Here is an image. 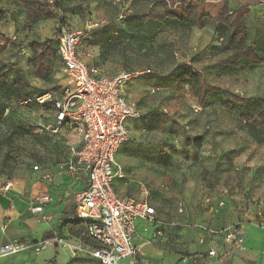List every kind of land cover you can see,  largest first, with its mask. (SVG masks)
<instances>
[{"label":"rangeland","instance_id":"1","mask_svg":"<svg viewBox=\"0 0 264 264\" xmlns=\"http://www.w3.org/2000/svg\"><path fill=\"white\" fill-rule=\"evenodd\" d=\"M70 1L79 4L69 8ZM88 1L57 0V9L51 11L55 20L61 15L72 28H83L88 19L107 18L110 27L84 40L86 45L98 47L94 62L110 74L122 67L141 71L124 86L126 98L136 102L142 115L134 119L127 140L115 154L123 170L115 188L130 198L146 200L155 207L158 219L177 223L152 238L154 225L139 221L136 242L149 241L164 257L147 252V245L139 248L138 257L122 260V264H160L178 257L173 253L183 257L195 254L203 264L212 261L206 257L209 239L204 244L199 242L205 233L197 225L211 226V219L218 217L219 227H211L221 229L237 222L264 227V143L249 132L264 100V0H239L229 5L231 9L252 7L246 15L248 39L238 52L246 62L235 73L223 65L230 54L220 50L227 27L217 22L214 10L199 26L189 28L171 20L159 24L143 18L151 8L162 9L161 0H119V6L113 5V0H99L103 2L100 7ZM199 1L216 5L219 0ZM120 11L125 15L122 22L116 20ZM47 32L44 30L42 37ZM54 33L55 26L43 43L53 44ZM31 58L32 54L27 57L18 51L0 50V66L8 65L7 71L27 82L26 90L8 95L0 81V185L3 181H32L34 170L53 171L62 160L60 145L48 134H34L28 129L30 120L51 122V111L20 105L14 97L24 98L39 89L59 95L71 80L60 73L62 65L56 54L45 62L49 71L45 79L34 76ZM183 64L215 86L202 101L178 76ZM1 75L10 80L5 71ZM149 87L155 91L150 92ZM229 95L249 100L235 102ZM226 102L233 108L228 109ZM195 103L200 104V111L192 109ZM6 106L11 111L4 115ZM247 114L253 119H246ZM257 131L264 136L263 127ZM196 138L201 139L199 145ZM219 200L224 204L212 215L209 209ZM180 202L182 212H178ZM206 211L208 217H204ZM142 224L148 229L143 230ZM64 264L99 263L78 252Z\"/></svg>","mask_w":264,"mask_h":264},{"label":"built area","instance_id":"2","mask_svg":"<svg viewBox=\"0 0 264 264\" xmlns=\"http://www.w3.org/2000/svg\"><path fill=\"white\" fill-rule=\"evenodd\" d=\"M50 9L57 7V0H39ZM229 5L239 0H225ZM119 6V0H113ZM57 9V8H56ZM58 14H60L58 12ZM55 20L56 52L63 66V75L71 80L59 95L50 92L32 93L20 100V105H30L44 109L50 105L51 122L30 120L28 129L34 134H48L60 145L62 160L55 170L37 173L36 180L52 181L56 174H66L72 181H80L81 188L67 192L74 211L73 215L84 224V231L77 244H69L62 237L45 238L33 243L24 239H7L0 244V257L15 255L25 251L40 253L52 241L70 250L92 257L99 264H122V260L138 257L140 249L134 243L139 221L151 223L155 230L151 237L160 236L162 230L175 226V221L156 217L155 207L144 199H134L120 194L114 182L123 178L121 165L115 160L119 147L129 136L127 120L139 118L140 112L135 101L126 98L124 86L141 74L139 70L119 68L111 74L103 72L98 66L88 63L93 49L84 40L93 31L105 24L101 20L88 19L83 28L68 26L63 16ZM125 15L119 12L117 21L122 22ZM17 41L16 35L10 36ZM21 50L25 46L20 47ZM154 92V87H149ZM194 111L202 108L199 103L192 104ZM9 106L4 108L8 114ZM41 202L49 201L47 195ZM223 200L210 207L214 215L222 207ZM40 212L42 206L31 209ZM183 211V203H178V212ZM262 226V224H257ZM205 233L199 237L204 243L209 239L206 256L215 264H232V257L244 247V235L235 225L216 229L206 224L197 225ZM147 230L146 227H142ZM85 238L87 241H83ZM215 238L220 239L216 245ZM264 257V252L262 253ZM191 264H199L196 257H185Z\"/></svg>","mask_w":264,"mask_h":264},{"label":"crops","instance_id":"3","mask_svg":"<svg viewBox=\"0 0 264 264\" xmlns=\"http://www.w3.org/2000/svg\"><path fill=\"white\" fill-rule=\"evenodd\" d=\"M100 2L99 0H95L94 2L90 0L88 4H97L100 7V5H103V2ZM78 4V2L72 3L70 1L68 6L71 8L73 5ZM248 7L251 11V5ZM2 9L5 10V12H3ZM0 11L2 13V19H0V37L3 38L2 41L0 40V46L4 52L7 50H11L12 52L18 51V54L30 57L31 54L33 55L30 48L32 43L42 44V40L50 38L51 34L49 36H46V34L49 32L51 33V29L54 27V16L36 20L28 25V11L22 5L21 0H0ZM100 20L104 24L109 23L107 18H102ZM45 26L47 28H45ZM44 30H48V32L42 37ZM15 34L18 40L11 41L10 36ZM22 45L25 46L24 50L20 49ZM87 45L93 49V55L87 61L95 65L94 59L96 60L97 58L98 47L93 44ZM28 67H30V65ZM100 69L103 71L102 68ZM5 73L6 76H10L8 78L11 81L20 80L21 82L27 83L22 76H17L14 72L5 70ZM60 73L63 74V66L60 67ZM66 80L68 81L67 78ZM133 121L134 119H129L126 122L129 133L134 123ZM117 184L118 183L114 182V188ZM80 188V181H72L68 175L60 173L56 174L52 181L36 180L33 174L32 181H25L24 179L3 181L0 185V244L7 239H24L37 243L45 238L53 239L54 236L62 237L69 244L79 243V238L83 237V231L79 232L81 224L77 223L75 220L73 215L74 205L70 196L66 195V193H73ZM117 192L120 193L119 191ZM45 195L49 197V201L44 203L40 201V198ZM38 205L42 206V210L40 212H33L31 209ZM208 216L209 214L206 211L204 217ZM219 217H221V215H219ZM211 222V226H214V224L217 226L221 224L218 217L215 220L213 219V221L211 219ZM243 224V222L235 223V226H239L241 233L244 235V247L232 257V264H264V257L262 255L264 252V227H256L255 223H248L246 226ZM141 227H146L148 229V225L145 224H142ZM154 230L155 226L153 227V231ZM83 239V241H87L85 238ZM136 241L137 238L135 236L134 243L139 248L144 249V247L148 245L149 247L146 249L147 252L152 253L153 251L155 257H164L161 250L153 249L152 246L149 245V241L146 243H138ZM214 242L216 245H219L220 239L215 238ZM76 253L78 252L73 253L67 246H60L52 241V244L48 245L38 254L29 250L15 255L4 256L0 258V264H51L50 261L55 255L56 263L64 264L69 258L74 257ZM81 255L83 254L81 253ZM173 255L178 257L172 256L168 261L164 259L165 262L160 264H175V262L177 263V259L181 257L183 260L179 261L178 264H191L184 260L186 256L183 257L177 253H173ZM192 257H196L199 264H203L201 263L202 259H199L197 255L194 254ZM88 258H90V261L92 260V257ZM203 262L204 264H215L213 261L208 262V260L207 262Z\"/></svg>","mask_w":264,"mask_h":264},{"label":"trees","instance_id":"4","mask_svg":"<svg viewBox=\"0 0 264 264\" xmlns=\"http://www.w3.org/2000/svg\"><path fill=\"white\" fill-rule=\"evenodd\" d=\"M22 5L28 11L27 24H31L36 20L46 19L54 16L51 9L47 7L44 3L39 0H21ZM162 9H149L148 12L144 15L143 18L150 19L157 23H165L168 20L174 21L177 24L186 26L189 28L199 26L201 21L207 16L212 10L215 11L216 20L219 24H222L227 27V34L220 43V50L224 52H230L228 57L223 61V65L229 70V72L235 73L238 68L241 66L242 62L246 60L241 59L238 55V52L241 47L245 46L248 36H247V23L246 15L250 12L248 5H240L236 8L231 9L229 4L225 0H219L216 5H213L207 1L199 0H161L159 1ZM131 16V17H130ZM130 18L134 16L130 15ZM0 19H2V13L0 11ZM110 27V24H105L101 28L93 31L91 34L96 33L99 30ZM55 39L53 44H39L32 43L30 45L31 51L33 53L32 58L29 60L34 76L41 79H45L48 76L49 71H47V65L45 62L50 58L54 57L56 52V35L55 30ZM0 40H3L0 37ZM0 50L2 47L0 46ZM98 66L97 64H95ZM8 65L0 66V81H3V87L5 92L10 94H18L19 91H24L27 89V83L21 82L20 80H6L2 77V72L6 70ZM180 72L178 76L184 80V82L190 86L198 100L202 101L206 96L213 92L216 88L213 85L207 83L206 79L201 73L194 70L188 65H180ZM126 68V67H123ZM130 69V68H127ZM135 70V69H130ZM24 85V86H23ZM46 92L39 89L37 93ZM34 93V92H32ZM31 93V94H32ZM29 94V95H31ZM27 95V96H29ZM25 96V97H27ZM24 97V98H25ZM17 102L24 98L14 97ZM229 99L235 102L245 103L249 99H243L234 95H229ZM262 108L256 114L253 119L252 114H247L246 119H253L252 126L250 127V135L259 143H264V136L259 135L258 128H264V100L260 101ZM228 109L233 108L232 105L228 102L225 103ZM51 106L45 105V110H49ZM11 111V108H10ZM201 139L196 138L195 142L197 145L200 144ZM7 142V141H4ZM56 143V142H55ZM59 145V144H58ZM61 152V149H60ZM62 153V152H61ZM77 223H80V231H84V224L78 218H75ZM79 224V225H80ZM239 229V226H236ZM56 256V255H55ZM50 261L51 264L56 263V257Z\"/></svg>","mask_w":264,"mask_h":264}]
</instances>
